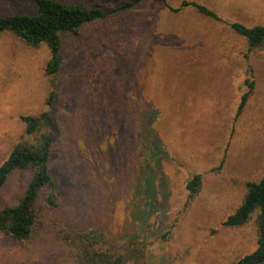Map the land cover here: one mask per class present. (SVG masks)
Listing matches in <instances>:
<instances>
[{
  "label": "rangeland",
  "instance_id": "rangeland-1",
  "mask_svg": "<svg viewBox=\"0 0 264 264\" xmlns=\"http://www.w3.org/2000/svg\"><path fill=\"white\" fill-rule=\"evenodd\" d=\"M59 1L104 12L139 2L62 34L51 78L47 46L0 34V165L25 136L24 118L48 112L53 186L42 200L61 205L46 210L24 249L0 232V264H66L59 229H98L104 249L140 247L145 264H234L253 253L254 219L223 223L245 184L264 176V48L249 49L233 29L264 26V0ZM17 14L35 16L36 0H0V17ZM195 175L200 189L188 205ZM30 178L27 169L10 176L0 211Z\"/></svg>",
  "mask_w": 264,
  "mask_h": 264
},
{
  "label": "trees",
  "instance_id": "trees-1",
  "mask_svg": "<svg viewBox=\"0 0 264 264\" xmlns=\"http://www.w3.org/2000/svg\"><path fill=\"white\" fill-rule=\"evenodd\" d=\"M153 1L165 2L166 0ZM138 2L125 3L104 12L81 1L68 3L59 0H36L37 14L35 16L17 14L0 17V34L10 33L29 47L47 46L51 56L45 73L51 78L61 67L62 34H76L82 26L98 22L109 14L130 10ZM189 5L196 8L198 13L216 19V16L203 6L182 3V6ZM233 29L247 39L249 49L264 48V26L246 28L234 25ZM249 84L252 88L253 83ZM250 92L243 96L237 115L244 108ZM24 123L25 136L0 165V189L13 173L26 169L31 172L26 190L17 204L0 211V232L16 241L22 249L34 240V229L45 219L46 210L61 209V205L54 201L52 195L42 200V192L53 186L50 171L54 149L53 119L48 112H44L38 116L25 117ZM200 183V175H195L188 182L189 194L186 204L189 205L197 196ZM245 190L241 205L223 225L227 228H241L254 219L257 247L253 253L244 256L234 264H264V176L258 182L246 183ZM54 239L56 242L63 243L67 249L69 258L65 260L66 264H145V254L140 247H128L118 251L104 249L108 238L98 229H59Z\"/></svg>",
  "mask_w": 264,
  "mask_h": 264
}]
</instances>
